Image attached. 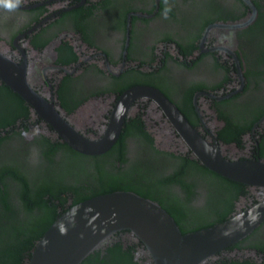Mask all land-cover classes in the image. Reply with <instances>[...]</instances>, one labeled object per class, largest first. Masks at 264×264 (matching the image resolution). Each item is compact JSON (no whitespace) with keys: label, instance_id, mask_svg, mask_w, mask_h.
Returning <instances> with one entry per match:
<instances>
[{"label":"flooded vegetation","instance_id":"1","mask_svg":"<svg viewBox=\"0 0 264 264\" xmlns=\"http://www.w3.org/2000/svg\"><path fill=\"white\" fill-rule=\"evenodd\" d=\"M249 1L252 20L230 29L215 23L248 15L246 0H0V54L44 109L0 80V264H26L79 198L132 191L186 232L264 197L203 165L150 96L127 97L118 135L99 153L74 149L53 126L96 140L124 92L150 86L222 157L264 162V0ZM112 241L125 248L118 259L101 250L83 264H147L121 235ZM203 264H264V218Z\"/></svg>","mask_w":264,"mask_h":264},{"label":"water","instance_id":"2","mask_svg":"<svg viewBox=\"0 0 264 264\" xmlns=\"http://www.w3.org/2000/svg\"><path fill=\"white\" fill-rule=\"evenodd\" d=\"M246 2L250 6L248 15L236 21L215 24L233 29L249 23L255 15V8L249 0ZM15 68L17 66L11 59L0 54V80L43 112V102ZM134 95L152 97L207 168L230 179L264 188L263 161L222 157L214 144L197 134L176 107L158 89L150 86L127 89L113 108L103 135L96 140L73 132L60 119H55L53 126L74 149L99 153L117 137L121 114L126 109L124 104L127 97ZM262 218L264 197L220 222L182 232L173 217L156 201L132 191L113 190L78 200L57 214L35 240L26 264H79L88 254L104 250L116 233L125 242L135 243L138 247L136 253L144 255L147 264H203L246 235Z\"/></svg>","mask_w":264,"mask_h":264},{"label":"trees","instance_id":"3","mask_svg":"<svg viewBox=\"0 0 264 264\" xmlns=\"http://www.w3.org/2000/svg\"><path fill=\"white\" fill-rule=\"evenodd\" d=\"M41 193L43 194L44 193V191L42 190L41 191ZM86 198V197H85ZM78 200H80V198L79 199H77V200H75V201H73L72 203H74V202H76V201H78ZM44 204V203H43ZM44 226V225H43ZM42 226V227H43ZM46 228V227H45ZM37 229V228H36ZM116 235L118 236L119 235V233H116ZM128 246H131V247H133L135 250H136V248H137V246H136V244L135 243H132V244H129ZM128 249V248H127ZM121 250H125V248H122V246H121V243H119L118 241H115V242H113L112 241V243H110L109 245H106L105 246V248H104V254H107V255H110V256H112L111 258L113 259V260H116V259H118V253L121 251ZM92 254H98V251H94V252H92V253H90V254H88L79 264H83V263H85V262H91V260H90V258H89V256H91ZM92 256H94V255H92ZM124 264H127V263H125V262H123ZM129 264V263H128Z\"/></svg>","mask_w":264,"mask_h":264},{"label":"clouds","instance_id":"4","mask_svg":"<svg viewBox=\"0 0 264 264\" xmlns=\"http://www.w3.org/2000/svg\"><path fill=\"white\" fill-rule=\"evenodd\" d=\"M20 0H16V5H18ZM16 5H13L11 2L7 5L9 8L14 7Z\"/></svg>","mask_w":264,"mask_h":264},{"label":"bare ground","instance_id":"5","mask_svg":"<svg viewBox=\"0 0 264 264\" xmlns=\"http://www.w3.org/2000/svg\"><path fill=\"white\" fill-rule=\"evenodd\" d=\"M29 135V134H28Z\"/></svg>","mask_w":264,"mask_h":264}]
</instances>
